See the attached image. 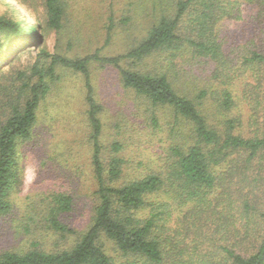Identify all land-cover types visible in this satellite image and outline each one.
<instances>
[{
	"label": "trees",
	"instance_id": "obj_1",
	"mask_svg": "<svg viewBox=\"0 0 264 264\" xmlns=\"http://www.w3.org/2000/svg\"><path fill=\"white\" fill-rule=\"evenodd\" d=\"M42 2L69 38L98 7ZM128 7L118 21L110 11L106 45L150 18L124 52L43 50L31 72H0V234L27 238L0 249V264H264V0ZM12 8L0 15V64L42 43L41 24ZM67 74L84 79V105L68 111ZM244 75L255 82L242 90ZM29 163L37 177L22 196ZM38 228L70 242L45 249Z\"/></svg>",
	"mask_w": 264,
	"mask_h": 264
},
{
	"label": "rangeland",
	"instance_id": "obj_2",
	"mask_svg": "<svg viewBox=\"0 0 264 264\" xmlns=\"http://www.w3.org/2000/svg\"><path fill=\"white\" fill-rule=\"evenodd\" d=\"M131 2L133 3L134 0H131V1L129 0H96L98 7L94 10V13H93L94 18L92 19L90 25H88V27L85 29V32L82 35L78 34L79 29L77 26L69 28V31H70V38H69L68 35L63 36L62 32L60 34L57 32L56 29L54 28L50 29L48 27L47 12H46V9H45V6L42 0H36L34 3L30 1L29 6H27V9H25L22 6V4L19 3L17 0H0V15L4 13H8L13 16L15 12L12 7L15 6L17 9L20 10V14L21 16L22 15L24 16L23 19H25L27 24H33L36 21L39 22L41 24L40 42H42L40 46L34 45V46H29V47L20 49L17 52V54L14 56V58L12 57L13 60L9 59L12 56V55H9L0 64L1 75L4 72L9 73V78L12 80L14 79V76H15L14 71L15 72H17L18 70L30 71L31 66L37 60H42L44 58V55L42 54L43 50H47L51 53L71 52L73 55H76L77 51L82 53V55H85L86 54L85 51L90 50V49L92 51V50H95L96 48H100L101 52L106 55H116V54L124 52L127 49V44L137 43V41H139L140 38L144 35L145 28L149 24L147 20L150 17L146 19V15H145V17L141 20L142 22L138 21L137 23H135L134 26L129 27L128 30H126V32L124 33L122 29L117 28L114 37L111 39L110 43L106 45L105 40H106L107 27H108L107 17L110 11L113 10L115 13L116 20L117 21L120 20V18L124 14H126V12L124 11L130 10V8L128 7V4ZM98 10H99V13H97ZM150 11L151 10L149 9L147 13H149ZM244 11L246 12V10ZM135 18L136 16L132 17V19L134 20ZM238 21H239L238 24L244 25V22L242 19L241 20L239 19ZM118 27H120V25ZM71 38H74L75 43H74L73 48L70 49V46H68V43H69V39ZM18 43H22V41L17 38L12 39L7 43L8 45L7 47L11 49ZM8 52H11V51H8ZM250 81L255 82L253 79L249 80L247 77H245V75L242 76V82H241L240 89L242 90L245 89L246 84H248ZM60 84L66 85L70 92V97L68 98L69 103L67 105H64L63 103V109L68 111V106L70 104H75L76 108H81L84 105L83 103L84 102V92H83L84 79L83 77L79 78L76 75L67 74L66 76L62 78ZM107 92H109V90H107ZM127 99L128 101H130L129 104H131L133 101L132 96H129ZM72 126L76 128V126L73 123H72ZM133 150L134 151L132 154L137 155L139 153V151L135 150L134 148ZM140 150H142V153H145V152L148 153L147 150L143 152L144 147L140 148ZM142 153H139L140 154L139 157L136 156L137 159H142L141 157ZM132 159L130 161H133ZM36 177H37V166L33 163H29L26 168V175H25V182H24V187L22 191V196L29 192V189L32 183L36 180ZM174 217H178V214L176 212L174 214ZM39 229L46 230L45 228H38L37 232L33 235L37 238L38 241L43 242L42 246L45 249H54L56 248L57 245L63 246V244L67 245L68 242H70V240L67 241L65 239H62V237H60L58 234H53L51 236H46V238H42V236L41 237L39 236V233H38ZM49 230H46V231H49ZM4 233H7V234H4ZM218 239H219V236L217 237V241H214V244L220 243ZM26 240L27 238H25L23 233H16L15 230L8 231L4 229L2 231V235L0 234V249L2 248L11 249L16 246L24 245L27 242ZM105 243H107L108 250H110V252H114L112 251L113 244L110 241H106Z\"/></svg>",
	"mask_w": 264,
	"mask_h": 264
}]
</instances>
